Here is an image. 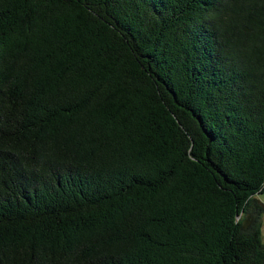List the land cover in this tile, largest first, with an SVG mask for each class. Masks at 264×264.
Masks as SVG:
<instances>
[{
  "label": "trees",
  "instance_id": "16d2710c",
  "mask_svg": "<svg viewBox=\"0 0 264 264\" xmlns=\"http://www.w3.org/2000/svg\"><path fill=\"white\" fill-rule=\"evenodd\" d=\"M264 0H0V264H264Z\"/></svg>",
  "mask_w": 264,
  "mask_h": 264
},
{
  "label": "crops",
  "instance_id": "0c3cea01",
  "mask_svg": "<svg viewBox=\"0 0 264 264\" xmlns=\"http://www.w3.org/2000/svg\"><path fill=\"white\" fill-rule=\"evenodd\" d=\"M258 198L264 202V194H261L258 196ZM262 232H263V242H264V217H263V228H262Z\"/></svg>",
  "mask_w": 264,
  "mask_h": 264
},
{
  "label": "rangeland",
  "instance_id": "374dc122",
  "mask_svg": "<svg viewBox=\"0 0 264 264\" xmlns=\"http://www.w3.org/2000/svg\"><path fill=\"white\" fill-rule=\"evenodd\" d=\"M264 217V216H263Z\"/></svg>",
  "mask_w": 264,
  "mask_h": 264
}]
</instances>
